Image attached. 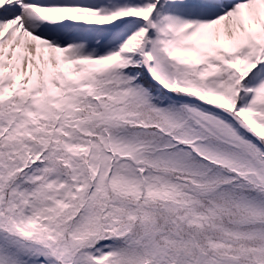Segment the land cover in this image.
<instances>
[{
  "label": "snow or ice",
  "instance_id": "snow-or-ice-1",
  "mask_svg": "<svg viewBox=\"0 0 264 264\" xmlns=\"http://www.w3.org/2000/svg\"><path fill=\"white\" fill-rule=\"evenodd\" d=\"M0 264H264V0H0Z\"/></svg>",
  "mask_w": 264,
  "mask_h": 264
}]
</instances>
